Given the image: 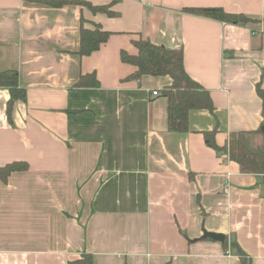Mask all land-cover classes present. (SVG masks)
Here are the masks:
<instances>
[{
  "label": "crops",
  "instance_id": "obj_1",
  "mask_svg": "<svg viewBox=\"0 0 264 264\" xmlns=\"http://www.w3.org/2000/svg\"><path fill=\"white\" fill-rule=\"evenodd\" d=\"M111 5L53 8L0 0V72L16 71L25 100L0 87V264H264V180L224 150L244 134L250 149L264 89V0H66ZM221 8L231 24L187 13ZM112 33L78 55L80 25ZM182 49L184 70L214 110L192 111L171 132L168 77L126 78L132 41ZM94 74L97 87H76ZM157 91V96H151ZM212 133L211 147L204 134ZM220 234L224 241L204 237Z\"/></svg>",
  "mask_w": 264,
  "mask_h": 264
},
{
  "label": "trees",
  "instance_id": "obj_2",
  "mask_svg": "<svg viewBox=\"0 0 264 264\" xmlns=\"http://www.w3.org/2000/svg\"><path fill=\"white\" fill-rule=\"evenodd\" d=\"M44 5L60 8L66 4L85 6L93 13L101 12L109 17L115 16L111 5L94 6L85 1L66 0H31ZM187 13L211 18L214 20L231 24H246L250 20L243 15H235L224 12L221 8H199L185 9ZM92 29L85 28L84 20L80 25V46L78 55L88 56L100 49L112 33L104 31L97 24ZM135 49L134 54L125 51L120 52L122 63L132 66L135 71L128 79H139L143 76L168 77L170 85L161 93L167 99V126L171 132L183 133L188 130V116L192 111L213 112L214 107L210 94L198 83L192 80L184 70L182 49H169L157 46L148 40L136 39L132 41ZM98 82L94 74L83 75L76 83V87H97ZM0 87L7 88L10 99L7 103V112L10 113L12 105L17 100H25L26 93L18 86V73L16 71L0 72ZM257 94L262 100L261 116L262 122L257 133L264 131V89L257 88ZM205 141L211 147L212 133L204 134ZM216 148V147H215ZM228 153L230 160L236 162L240 172L243 174H254L263 176L264 180V149L257 147L250 149L247 146L245 135H233L228 147L224 150ZM24 163H12L0 168V180L6 181L8 176L15 171L26 170ZM69 264H92L91 255L84 254L81 258Z\"/></svg>",
  "mask_w": 264,
  "mask_h": 264
},
{
  "label": "water",
  "instance_id": "obj_3",
  "mask_svg": "<svg viewBox=\"0 0 264 264\" xmlns=\"http://www.w3.org/2000/svg\"><path fill=\"white\" fill-rule=\"evenodd\" d=\"M263 136H264V131H263ZM263 149H264V146H263ZM204 237H209L211 239H214L216 241H220V242H223L224 241V237L220 234H214V233H207L205 232L204 233Z\"/></svg>",
  "mask_w": 264,
  "mask_h": 264
},
{
  "label": "built area",
  "instance_id": "obj_4",
  "mask_svg": "<svg viewBox=\"0 0 264 264\" xmlns=\"http://www.w3.org/2000/svg\"><path fill=\"white\" fill-rule=\"evenodd\" d=\"M158 95V92L157 91H153L152 93H151V96H157Z\"/></svg>",
  "mask_w": 264,
  "mask_h": 264
}]
</instances>
